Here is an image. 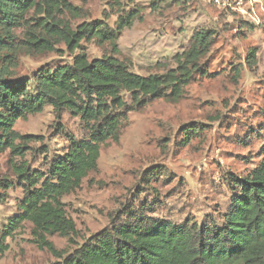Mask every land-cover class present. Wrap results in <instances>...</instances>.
Here are the masks:
<instances>
[{
    "label": "rangeland",
    "instance_id": "374dc122",
    "mask_svg": "<svg viewBox=\"0 0 264 264\" xmlns=\"http://www.w3.org/2000/svg\"><path fill=\"white\" fill-rule=\"evenodd\" d=\"M246 1L259 25L208 0H67L71 10L56 14L74 31L93 21L113 29L119 15L137 12L131 27L117 36L115 57L141 76L174 68L193 34L212 33L209 51L201 60L206 74L194 76L179 102L156 100L130 112L118 142L101 146L96 169L79 189L62 198L76 234L70 239L48 237L56 251L71 252L109 229L118 217L124 220L128 209L140 213L139 208L146 206L145 216L173 224L216 220L225 212L226 179L247 174L258 164L264 145V0ZM37 18L30 12L26 21L34 24ZM26 31L24 26L14 30L19 50L11 60L12 79L30 80L39 69L69 64L80 52L90 60L112 54L109 44L81 42L80 49L71 53L63 42L52 40L49 51L27 52ZM31 31L39 33L37 27ZM252 50L256 56L250 64L247 55ZM187 125L202 128L188 144L183 134ZM14 131L30 141L16 142L27 147L23 157L9 150L0 155V230L23 197L15 168L26 163L30 171H44L45 162L66 149L67 136H83L79 119L68 113L57 117L49 107L19 120ZM151 170L158 171L154 178L148 177ZM31 229L25 223L6 240L9 248L0 264L55 262L51 253L34 243Z\"/></svg>",
    "mask_w": 264,
    "mask_h": 264
},
{
    "label": "trees",
    "instance_id": "16d2710c",
    "mask_svg": "<svg viewBox=\"0 0 264 264\" xmlns=\"http://www.w3.org/2000/svg\"><path fill=\"white\" fill-rule=\"evenodd\" d=\"M71 8L67 0H0V155L9 150L23 157L27 147L16 142L26 144L30 138L17 135L14 127L48 107L57 117L68 113L79 119L83 133L80 139L67 136L66 149L48 159L44 171H30L26 163L15 168L23 197L0 230V259L9 248L6 240L29 223L34 243L55 258L52 264H264V145L258 164L247 174L226 179L228 203L216 220L173 224L145 216L149 210L145 206L137 214L128 209L124 220L118 217L109 229L95 233L69 253L56 251L47 240L52 236L70 239L76 234L62 198L79 189L96 169L101 146L118 142L130 112L156 100L177 103L194 76L206 74L201 60L212 40L210 32L193 34L174 68L141 76L115 57L117 36L131 27L137 12L119 15L113 29L93 21L73 31L56 19L60 10ZM30 12L39 16L34 24L26 21ZM23 26L27 52L49 51L52 40L63 42L71 53L80 49L81 42L109 44L112 54L90 60L80 52L71 63L41 68L30 80L12 79L15 64L11 60L19 50L14 30ZM35 27L39 33L31 31ZM255 56L253 50L248 53L250 64ZM201 130L184 126L185 143ZM157 173L151 170L148 177Z\"/></svg>",
    "mask_w": 264,
    "mask_h": 264
},
{
    "label": "built area",
    "instance_id": "2783aa9c",
    "mask_svg": "<svg viewBox=\"0 0 264 264\" xmlns=\"http://www.w3.org/2000/svg\"><path fill=\"white\" fill-rule=\"evenodd\" d=\"M208 2L217 8H221L232 13H237L245 20L259 25L258 17L254 10L246 9V4L248 3L246 0H208Z\"/></svg>",
    "mask_w": 264,
    "mask_h": 264
}]
</instances>
